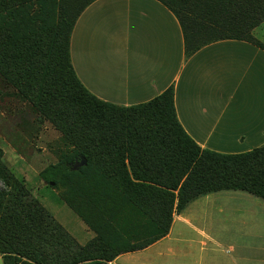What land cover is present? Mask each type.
I'll use <instances>...</instances> for the list:
<instances>
[{
	"label": "trees",
	"instance_id": "obj_1",
	"mask_svg": "<svg viewBox=\"0 0 264 264\" xmlns=\"http://www.w3.org/2000/svg\"><path fill=\"white\" fill-rule=\"evenodd\" d=\"M94 1L0 0V75L73 146L39 176L96 233L80 244L25 180L2 167L4 264L111 261L165 237L174 213L202 195L239 190L264 200V144L242 153L202 148L178 118L173 87L125 106L97 97L82 83L71 37L78 16ZM159 1L178 17L188 55L226 39L264 46L253 36L264 22V0ZM128 204L140 208V229L135 238H120L113 222L123 215L132 221ZM147 215L153 224L144 222Z\"/></svg>",
	"mask_w": 264,
	"mask_h": 264
},
{
	"label": "crops",
	"instance_id": "obj_2",
	"mask_svg": "<svg viewBox=\"0 0 264 264\" xmlns=\"http://www.w3.org/2000/svg\"><path fill=\"white\" fill-rule=\"evenodd\" d=\"M260 25L253 33L264 44ZM71 57L82 83L119 105L173 87L178 118L202 148L264 144V46L226 39L188 55L181 23L161 1L95 0L76 20ZM96 264H264V200L239 190L202 195L174 213L165 237Z\"/></svg>",
	"mask_w": 264,
	"mask_h": 264
},
{
	"label": "rangeland",
	"instance_id": "obj_3",
	"mask_svg": "<svg viewBox=\"0 0 264 264\" xmlns=\"http://www.w3.org/2000/svg\"><path fill=\"white\" fill-rule=\"evenodd\" d=\"M254 38L257 40L253 33ZM258 37H264V23L257 31ZM0 172L2 167L14 171L16 176L40 199L47 210L73 235L76 240L86 245L87 242L96 236L90 230L84 220L68 205L62 193L53 185L42 180L39 173L51 163H55L66 152L72 150L63 139L62 133L49 121L45 120L36 107L29 100L25 99L18 88L9 83L0 75ZM5 185L0 175V190ZM133 218L127 220L125 215L113 222L117 227L120 238H135L140 228V208L126 206ZM128 211V212H129ZM100 217V214L91 215ZM144 222L153 224L151 216ZM152 227L150 226V229ZM146 236H142L144 239ZM228 240V238H223ZM207 242L208 239L203 237ZM214 244V243H210ZM225 251L230 247L224 243L219 246Z\"/></svg>",
	"mask_w": 264,
	"mask_h": 264
},
{
	"label": "water",
	"instance_id": "obj_4",
	"mask_svg": "<svg viewBox=\"0 0 264 264\" xmlns=\"http://www.w3.org/2000/svg\"><path fill=\"white\" fill-rule=\"evenodd\" d=\"M80 164H86V159H83V162ZM53 184V183H52Z\"/></svg>",
	"mask_w": 264,
	"mask_h": 264
}]
</instances>
